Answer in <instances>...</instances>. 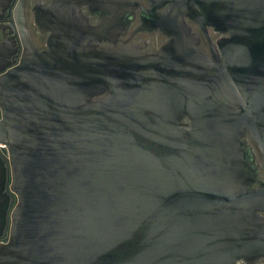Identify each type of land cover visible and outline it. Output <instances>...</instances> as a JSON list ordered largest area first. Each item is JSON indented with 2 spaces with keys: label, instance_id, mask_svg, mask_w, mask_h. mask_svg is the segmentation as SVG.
Here are the masks:
<instances>
[{
  "label": "water",
  "instance_id": "95a60500",
  "mask_svg": "<svg viewBox=\"0 0 264 264\" xmlns=\"http://www.w3.org/2000/svg\"><path fill=\"white\" fill-rule=\"evenodd\" d=\"M172 2V57L98 52L101 27L65 21L49 52L0 76L15 196L0 197V264L264 260V187L244 140L264 154V0ZM184 18L226 35L219 56ZM7 176L0 162V196Z\"/></svg>",
  "mask_w": 264,
  "mask_h": 264
},
{
  "label": "flooded vegetation",
  "instance_id": "af4514ba",
  "mask_svg": "<svg viewBox=\"0 0 264 264\" xmlns=\"http://www.w3.org/2000/svg\"><path fill=\"white\" fill-rule=\"evenodd\" d=\"M172 1L174 0H0V76L19 66L31 53L49 52L53 36L50 24L65 21L81 22L92 30L101 27L102 33L95 48L98 52L102 48L113 46L137 50L152 57L161 56L163 52L165 56L172 57L175 51H163L173 39L167 32L176 28L171 23L174 13ZM183 22L195 36L197 47L206 57L212 59L213 54L220 55L217 43L226 35L217 33L212 28H207L204 34L190 20L184 18ZM184 53L186 51H182L181 55ZM171 61L166 59L161 63L167 66ZM106 95L107 93L92 100L100 101ZM1 119L0 110V121ZM186 123L187 120L180 122L183 126ZM244 140L251 147L256 165V183L251 187L263 188L264 154L248 136ZM0 162L8 174L0 197H11L10 200L13 201L15 196L10 192L8 154L2 144ZM259 214L264 216V213ZM6 239V236H2L0 243H5ZM263 262L261 260L258 264Z\"/></svg>",
  "mask_w": 264,
  "mask_h": 264
}]
</instances>
